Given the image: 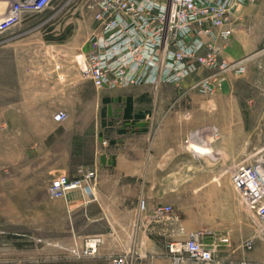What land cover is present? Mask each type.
Returning a JSON list of instances; mask_svg holds the SVG:
<instances>
[{"label": "crops", "instance_id": "crops-1", "mask_svg": "<svg viewBox=\"0 0 264 264\" xmlns=\"http://www.w3.org/2000/svg\"><path fill=\"white\" fill-rule=\"evenodd\" d=\"M94 1L97 0H54L37 20L29 19L27 15L11 28L10 33L19 31L11 38L16 45L30 37L35 38V44L27 49L17 51L15 48L11 51L16 63L14 73L20 76V98L16 103L20 107V115H7L4 121L1 120L9 124L4 133L10 144L7 147L13 149L19 146L23 157L54 155L57 161L64 159L67 162L64 167L59 165L48 171L47 175L73 176L79 167L96 170L92 194L72 191L61 201L65 203L67 212L73 214V244L81 245L85 237L92 235H99L102 239L96 256L83 259L88 264H110L111 258L121 254L131 255L133 264H175L167 247L183 243L191 232H201L199 242L213 250L214 261L211 264H264V238L260 228L246 214L237 198L228 200V203L245 214H218L215 209H206L204 214H196L199 219L197 230H190L173 211L154 219L153 211L157 206L167 205L172 209L175 205L166 189L170 184L163 172L189 170L191 163L185 161V155L190 151L207 155L210 151L208 148L179 146L177 143L182 135H177L172 123L165 122H162L165 137L159 136L157 127L151 125L149 146H143L147 140L146 132L129 130L147 119L142 111L136 110V106L149 104L152 108L149 120L157 125L158 118L164 115V119L171 117L175 120L185 113L183 110L186 107L202 108L210 106L208 103L213 101L198 105L193 99L189 102L183 98L173 102L168 99L148 101L146 96L130 94L138 90L136 87L95 90L92 83L81 76L75 63L77 54L89 50L88 36L96 26L93 19L95 9L90 8ZM245 9L243 6L235 9V16ZM36 24L39 30L30 34ZM230 37L219 39L217 43L220 45ZM237 39L230 41L231 48L235 49V58H242L246 52L252 54L253 51L240 50ZM31 49L33 51L30 52ZM222 88L223 85L219 91H227V88ZM94 91L97 95L103 93L100 100L101 132L97 138L91 135L87 141L83 134L74 131L76 136H73L72 143H68L71 136L63 128L76 121L73 119V100L77 106L85 107L88 100H92ZM119 93L128 94L123 99ZM58 111L67 114L63 121L65 126L52 118ZM77 117V122H86L85 115ZM103 140L107 141L106 146L101 144ZM162 155L180 157L176 162H172V158L171 165L166 166L167 160L159 162ZM69 156H73V164ZM83 156L87 158L84 160ZM207 182L204 180L201 187L206 188ZM154 188L155 191H149ZM211 197L212 190L209 189L201 194L200 199L209 205L214 202ZM140 199L145 200L144 210L139 209ZM77 219L85 224L86 231L77 229L74 225ZM247 240L253 242L250 250L244 248ZM179 256L181 260L178 264H193L185 254Z\"/></svg>", "mask_w": 264, "mask_h": 264}, {"label": "rangeland", "instance_id": "rangeland-1", "mask_svg": "<svg viewBox=\"0 0 264 264\" xmlns=\"http://www.w3.org/2000/svg\"><path fill=\"white\" fill-rule=\"evenodd\" d=\"M18 1L0 0V21L12 22L14 15L8 12ZM243 7L246 8L244 12L235 16V10L230 16L227 26L232 30L230 40H225L220 45L216 42L220 59L234 65V69L219 75L218 81L215 82L216 88L211 94L200 93L189 86L201 76L211 73L210 71H199L178 86L163 84L158 89L141 86L136 87V92L130 93L136 97L146 96L148 101L168 99L173 102L183 98L189 102L193 99L196 105L208 100L216 102L208 103L210 106L202 108L186 107V110H183L185 113L175 120H171V117L164 119V115L158 118L157 125L149 120V112L152 109L150 105H138L136 110L142 111L147 119L134 128H129L131 131L146 132L144 135L147 140L143 146H149L150 126L157 127L159 136L165 137L162 122L172 123L177 135L183 137L178 140L179 146L208 148L210 151L207 155H198L192 151L185 155V161L191 163L189 170L163 172L170 184L166 189L175 203L172 207L173 214L190 230L198 229L199 219L196 214H204L206 209H215L218 214H245L235 210V206L228 203V200L235 198L240 201L231 182V173L235 166L254 165L257 161L262 162L264 167V0ZM42 12L25 13L16 25L27 15L30 16L29 19L37 20ZM11 28L7 32H0V264H88L83 259L73 257L71 252L73 214L67 212L65 203L61 202L64 199H51L46 193L50 180L58 176L47 175V172L59 165L64 167L67 162L64 159L62 162L57 161L54 155L23 157L19 146L13 149L7 147L10 144L4 133L9 124L3 121L7 115H20V107L16 104L20 98V76L14 73L16 63L14 64L11 51L15 48L27 49L35 44V38L30 37L16 45L15 40L11 38L18 35L19 31L10 33ZM31 29L30 34L39 30L37 24ZM236 38L240 50L253 51L252 54L246 52L237 60L235 49L231 48L230 42ZM222 85V89L227 88V91H219ZM119 94H122L121 98L124 99L128 93ZM102 98L103 93L97 95L94 91L92 100H88L85 107L77 106L73 100V119L76 121L63 128L71 136L68 143L73 142L76 132L88 138L87 141L91 135L97 138L101 132ZM115 108L117 110V107ZM82 114L86 116V122H77V116ZM65 124L66 122L62 123L63 126ZM117 127L120 128V124ZM159 157V162L165 163L167 160L166 166H170L171 159L176 162L180 156ZM70 158L73 164V156ZM82 158L85 160L87 157ZM194 163L196 166H192ZM204 180L209 181L206 188L201 187ZM209 189L212 190L211 198L214 199L211 205L200 199L201 194ZM149 191L153 192L155 188ZM245 211L249 214L246 209ZM74 225L81 231L87 229L79 219ZM262 225L264 226V223Z\"/></svg>", "mask_w": 264, "mask_h": 264}, {"label": "built area", "instance_id": "built-area-1", "mask_svg": "<svg viewBox=\"0 0 264 264\" xmlns=\"http://www.w3.org/2000/svg\"><path fill=\"white\" fill-rule=\"evenodd\" d=\"M54 0H19L8 13L12 22L0 21V32L15 26L23 14H35L49 8ZM260 0H97L90 8L95 9L96 26L88 36L89 50L75 57L81 76L88 79L95 90L126 89L160 85L173 86L197 72L210 71L190 86L200 93L211 94L216 88L219 75L234 69V65L219 57L216 42L231 33L227 28L235 9ZM238 67V66H235ZM58 68V66H57ZM242 70V69H240ZM221 79V78H220ZM55 122H63L67 114L58 111L52 116ZM103 146L107 141L101 142ZM97 173L93 168L79 167L72 177L59 175L52 178L46 193L51 199H66L72 191L92 194ZM231 182L248 216L259 226L264 238V167L254 165L235 166ZM139 209H145V200H139ZM172 212L170 206H157L154 219ZM201 232H191L181 244H169L174 263L185 254L193 264H211L213 250L199 242ZM102 239L99 235L87 236L81 245L73 244L71 252L76 259L96 256ZM252 240L244 243L250 250ZM131 255L121 254L110 259V264H133ZM238 264H246L240 262Z\"/></svg>", "mask_w": 264, "mask_h": 264}, {"label": "trees", "instance_id": "trees-1", "mask_svg": "<svg viewBox=\"0 0 264 264\" xmlns=\"http://www.w3.org/2000/svg\"><path fill=\"white\" fill-rule=\"evenodd\" d=\"M129 109H127V112H128ZM126 115H128V113L125 112Z\"/></svg>", "mask_w": 264, "mask_h": 264}]
</instances>
